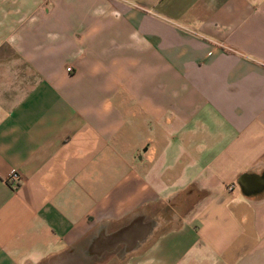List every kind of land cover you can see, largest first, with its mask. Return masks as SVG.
Segmentation results:
<instances>
[{
    "label": "crops",
    "instance_id": "crops-1",
    "mask_svg": "<svg viewBox=\"0 0 264 264\" xmlns=\"http://www.w3.org/2000/svg\"><path fill=\"white\" fill-rule=\"evenodd\" d=\"M0 264H264V0H0Z\"/></svg>",
    "mask_w": 264,
    "mask_h": 264
},
{
    "label": "built area",
    "instance_id": "built-area-1",
    "mask_svg": "<svg viewBox=\"0 0 264 264\" xmlns=\"http://www.w3.org/2000/svg\"><path fill=\"white\" fill-rule=\"evenodd\" d=\"M6 180L13 189H16L22 180V173L18 169H12Z\"/></svg>",
    "mask_w": 264,
    "mask_h": 264
}]
</instances>
